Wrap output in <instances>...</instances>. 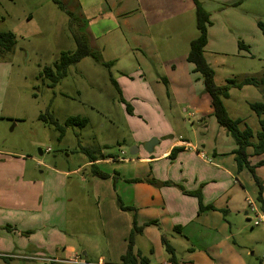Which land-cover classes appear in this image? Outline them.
Wrapping results in <instances>:
<instances>
[{
	"label": "rangeland",
	"instance_id": "rangeland-1",
	"mask_svg": "<svg viewBox=\"0 0 264 264\" xmlns=\"http://www.w3.org/2000/svg\"><path fill=\"white\" fill-rule=\"evenodd\" d=\"M62 1L72 13L78 10L74 0ZM213 1L201 4L212 20V38L204 55L215 83L259 76L264 69V35L256 22H264V0H240L230 8ZM95 20L97 52L103 61H111L109 65L85 56L52 84L41 71L45 66L54 68L61 52L75 49L72 29L77 27L70 28L67 14L52 0H0V30H10L16 38L13 50L0 58V199L12 204V208L0 207V264H121L117 257L121 227L113 225L103 206L99 209L95 203L89 184L91 166L83 167L88 157L81 147H91L96 156L100 148L105 154L136 159L138 153L130 154L131 148L144 149L149 140H162L165 131L192 144L207 139L209 145L217 137L222 146L227 141L234 144L211 114L192 64L174 72L172 85L169 77H158L164 75L163 69L144 67L126 28L112 21L103 27L104 21ZM85 25L80 30L87 34ZM239 39L249 42L248 50H238ZM253 101H263V94L252 85L231 87L222 99L229 116L241 118L239 127L248 126L255 135L262 130L259 119L264 114L250 109L248 102ZM45 112L64 127L62 132L38 118ZM75 115L85 117L87 123L65 125ZM98 166L111 171L110 164ZM75 168L79 169L70 172ZM56 169L70 173L62 180L53 174ZM31 190L34 201L38 196L32 211L21 205ZM109 202L107 198L105 203ZM246 210L244 222L254 227L252 237L264 239V224L248 206ZM246 231L235 235L234 241L240 244ZM66 244L76 248V259L64 252ZM253 245L246 248L254 250L250 257L255 259L264 252V240Z\"/></svg>",
	"mask_w": 264,
	"mask_h": 264
},
{
	"label": "crops",
	"instance_id": "crops-1",
	"mask_svg": "<svg viewBox=\"0 0 264 264\" xmlns=\"http://www.w3.org/2000/svg\"><path fill=\"white\" fill-rule=\"evenodd\" d=\"M215 1L213 2L218 6L230 8L239 4L240 0ZM74 4L78 10L73 13L86 21L88 19L85 30L93 50L99 49L94 37V29L97 27L94 26L95 19L104 21L101 22L103 27L112 21L131 33L136 48L142 55L144 67L163 69L164 75L158 77H169L172 85L175 82L174 72L190 63L186 60L189 42L197 36L192 0H74ZM211 25L208 26L204 54L212 38L209 36L213 27ZM239 40L238 50L245 51L239 49ZM240 41L250 47L246 40ZM176 77L180 80L178 75ZM183 84L184 80H181V85ZM198 90H201V85ZM162 135L164 138L161 140L158 137L159 141L153 145L151 152L137 145L136 159L114 154L113 157L96 159L93 162L88 159L82 164L83 167L93 164L99 170L101 169L98 164L101 162L111 165V171L101 170L108 174L105 179L95 176L91 170L89 184L99 209L103 206V212L111 216L110 222L121 227L118 235V241H121V248L117 253L119 262L126 250L133 221L137 226L156 221V224L144 225L141 232L133 235L132 252L135 255V264H140V256L146 260V264H159L164 261L168 264H259L263 252L253 259L250 256L254 255V250L249 251L246 247L251 248L254 242L264 239L257 240L252 237L254 227L250 224V229L247 230L248 226L244 222L248 218L246 201H255L256 186L246 168H236L234 155L231 153L235 143L232 145L227 141V146H222L217 137L209 145L207 139L192 144L180 135L172 136V132L165 131ZM162 142L165 145L161 146ZM173 148L177 150L171 157ZM203 149H207V153ZM248 152L251 153V149ZM263 156L264 154L249 155L248 160L250 164H254ZM78 169L70 172L75 173ZM52 172L62 180L70 173L57 169ZM255 173L262 181L264 199V165L255 167ZM2 174L0 173V181ZM134 178H140L141 181H129ZM145 178H152L155 183L146 182ZM32 183L34 186L36 181ZM186 191L199 192L202 204L213 205L215 209L199 211L197 197L187 194ZM33 192L31 190L29 197L20 203L23 209L29 206L32 211L38 200V196L37 200H33ZM8 198L11 202L14 201L12 197ZM107 198L110 199L109 204L105 203ZM2 200L3 198L0 199V207L10 205L12 208V204L8 203L10 201ZM63 215L66 216V211ZM227 215L232 217L227 218ZM174 226H179V232L174 230ZM245 231L241 243L235 242V235H241ZM162 235L172 247L173 254L166 251ZM64 252L72 255L74 259L78 255L71 244L64 246ZM171 257L172 262L169 260Z\"/></svg>",
	"mask_w": 264,
	"mask_h": 264
},
{
	"label": "trees",
	"instance_id": "trees-1",
	"mask_svg": "<svg viewBox=\"0 0 264 264\" xmlns=\"http://www.w3.org/2000/svg\"><path fill=\"white\" fill-rule=\"evenodd\" d=\"M192 1L194 3L195 9V23L197 36L189 42V49L186 55V60L193 65L192 72L198 74L199 76L197 78H200L202 80L203 92L208 96L209 105L211 107V114L214 116L217 124L223 127L226 133L233 139L235 143V148L231 151V153L234 155L236 168L237 170H240L244 167L250 172L256 186L255 201L258 207L262 211H264V199L262 197V181L255 173V167L264 165V156L254 164H250L248 160L249 155L264 154V119H259V122L262 126V130L258 131L254 135L250 127H239L241 118H231L222 102V99L228 97V91L231 87L242 88L244 85H252L254 87H258L261 90L263 94V101L248 102V105L255 114H264V69L262 70L259 76H246L240 80L228 78L226 79L224 84L217 85L214 81V70L204 55L205 46L207 44L208 38V26L211 25L210 13L202 6L200 0ZM52 2H54L60 9H62L67 14L69 18L70 28H73L74 25L77 27V29H72L76 47L73 51L61 52L57 63L54 65V68L45 66L42 69L41 74L48 78L52 84H56L60 78L66 75L67 69L70 65L77 63L80 59L85 56H90L96 62L108 66L111 61H103L98 52L90 47L88 36L85 31L80 30V27L83 28V24H87V21L85 19L77 17L70 10L66 9V6L61 0H52ZM257 26L260 29L261 33L264 35V22L258 20ZM15 42V34L12 31L0 30V58L4 57L6 54L13 50ZM238 47L239 49L248 50V46L240 40L238 41ZM112 82L114 83V80H112ZM127 107L128 106L126 104L125 109L129 110ZM38 118L45 122L53 124L61 132L63 131L64 127L61 126L49 112L40 113ZM86 123L87 119L85 117H80L77 115L70 116L65 121V125H78L80 127L84 126ZM253 136L256 138L255 141L251 140ZM248 149H251V153L248 152ZM81 150L86 153L89 161L92 162L96 159H105L114 156L111 154H104L100 152V148L96 149L99 152L98 156L93 154L94 149L89 146L81 147ZM176 150V148H173L171 150V157L174 155ZM91 170L95 176L101 179H105L108 177V174L99 170L93 164L91 165ZM144 180L149 183H155L152 178H145ZM129 181H141V179L134 178L130 179ZM186 193L193 194L197 197L199 211L215 209L213 205L202 204L201 195L199 192L192 193L190 191H186ZM121 208L133 209L132 207L123 206H121ZM223 211L224 210H222V212ZM149 224H156V221H149L144 225ZM144 225L137 226L136 222L133 221V227L127 237L126 250L120 257L121 264L136 263L135 255L132 252V239L134 234L142 231ZM174 230L179 232V226H174ZM162 242L166 251L170 254H173V249L165 239L164 235H162ZM172 258L173 257L169 259L170 262H172ZM139 263L146 264V260L140 256Z\"/></svg>",
	"mask_w": 264,
	"mask_h": 264
},
{
	"label": "built area",
	"instance_id": "built-area-1",
	"mask_svg": "<svg viewBox=\"0 0 264 264\" xmlns=\"http://www.w3.org/2000/svg\"><path fill=\"white\" fill-rule=\"evenodd\" d=\"M123 159V158H122ZM247 205L250 208V210L253 212L254 216L257 218V220L264 224V211H262L255 201L247 200ZM51 262H57L56 260H50ZM93 264V263H91ZM159 264H168L167 262H162ZM259 264H264V252L261 254L259 259Z\"/></svg>",
	"mask_w": 264,
	"mask_h": 264
},
{
	"label": "water",
	"instance_id": "water-1",
	"mask_svg": "<svg viewBox=\"0 0 264 264\" xmlns=\"http://www.w3.org/2000/svg\"><path fill=\"white\" fill-rule=\"evenodd\" d=\"M157 143V140L155 139H152V140H149L148 142H146V144L144 145V150L147 151V152H151L152 151V148H153V145ZM137 152V147H135L134 149L131 148L130 149V154H135ZM39 154H42V152L39 150Z\"/></svg>",
	"mask_w": 264,
	"mask_h": 264
}]
</instances>
